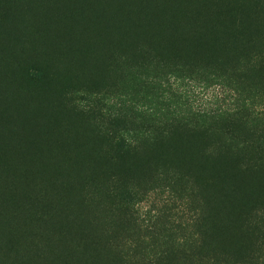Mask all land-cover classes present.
<instances>
[{
  "label": "trees",
  "instance_id": "obj_1",
  "mask_svg": "<svg viewBox=\"0 0 264 264\" xmlns=\"http://www.w3.org/2000/svg\"><path fill=\"white\" fill-rule=\"evenodd\" d=\"M263 244L264 0H0V264H248Z\"/></svg>",
  "mask_w": 264,
  "mask_h": 264
},
{
  "label": "rangeland",
  "instance_id": "obj_2",
  "mask_svg": "<svg viewBox=\"0 0 264 264\" xmlns=\"http://www.w3.org/2000/svg\"><path fill=\"white\" fill-rule=\"evenodd\" d=\"M254 26L257 27L256 24ZM170 82L175 89L188 97V101L195 109L215 110L228 103V100L223 98L226 95V91L218 89L217 86L202 87L190 81L180 84L181 82L173 79ZM228 93L233 95L230 92ZM152 203H156L153 195L141 203V211L147 210ZM247 254L249 255L248 264H264V244L261 246L250 245L247 249Z\"/></svg>",
  "mask_w": 264,
  "mask_h": 264
}]
</instances>
